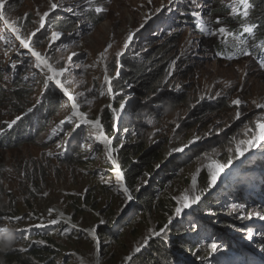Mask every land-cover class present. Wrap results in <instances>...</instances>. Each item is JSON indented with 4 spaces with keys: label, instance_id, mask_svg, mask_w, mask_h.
I'll return each mask as SVG.
<instances>
[{
    "label": "rangeland",
    "instance_id": "1",
    "mask_svg": "<svg viewBox=\"0 0 264 264\" xmlns=\"http://www.w3.org/2000/svg\"><path fill=\"white\" fill-rule=\"evenodd\" d=\"M52 2L56 0H0L4 4L0 9L3 14L0 20V140L8 137L26 117V109L36 108L51 93V87L60 90L50 86L45 77L46 69L35 67V57L19 46L13 32V28L23 33L35 31ZM59 2L63 6L50 12L45 28L32 39L35 50L51 57L49 62L54 67L62 64L69 69L61 79H67L65 86L70 85L71 95L84 94L77 99L78 111L85 119L79 116L69 119L77 110L72 109L71 102L62 95L51 122L46 131H41L36 143L11 150L0 149V166L4 165L0 169L4 192L0 194V203L8 206L11 201L10 206L21 210L16 217L0 215V229L9 230L7 234L0 232V238L6 235L10 242L14 237L18 240V250L25 253L29 247L23 246L22 238L31 239L35 245L47 244L28 237L44 233L54 242L47 264H98L100 253L99 264H132L133 258L152 241H169L176 228H187L189 218H199L196 224L205 227L217 220L214 216L218 211L241 230L239 239L233 234L230 239L239 244L243 252L254 240L257 243L262 240L260 245L264 250V219L248 218L250 212L264 213V201L262 205L253 202L257 196L254 183L257 186V178H264V141L245 151L243 156L237 151L245 147L242 141L251 139L260 130L257 123L264 124V107H260L264 105V60L259 57V49H263L264 44L254 48L253 39H243L239 0ZM221 6L236 26L234 30L228 20L217 14ZM56 18L70 20L72 29L66 31L53 26ZM220 28L225 32L220 33ZM53 31L62 33L59 40L50 39ZM132 33H135L133 40L125 49L124 44ZM224 43H229L227 48L232 51L228 56L225 50L224 53L217 50L218 45ZM240 46L250 49L239 52ZM120 52L123 55H117ZM69 56L72 63L67 59ZM130 64H142L149 67L150 72L161 70V83H155L153 90H145L134 81L133 84L123 83L116 93L114 83L125 80ZM17 86L29 93L20 112L15 110L21 104L15 106L9 100L12 90L18 91ZM168 94L176 95L183 103L173 110L169 107L170 111L165 107L158 116L135 119L134 109L159 96L166 99ZM236 99L242 101L239 106L233 103ZM121 103L125 105L123 110H120ZM105 113L112 120L111 137L104 127L101 129L88 122L98 120L104 125ZM100 133L111 143H105ZM117 139L125 144L145 143L159 149L165 161L162 166L155 164L154 175L145 174L138 179L140 194L147 196L159 191L156 203L173 199L176 209L183 207L185 195L200 196V201L183 209L180 215L175 209L171 219L151 212L138 215L139 211H144L139 210V203L125 184L124 173L116 168L117 153L125 152L115 146ZM66 156V160L76 158L77 161L63 166L60 161ZM217 164L223 165V170L213 184ZM42 166L50 172L51 178L38 192L37 185L29 184L27 176L38 177ZM161 172L167 177L156 190ZM87 201L98 210L87 206ZM198 204L202 205V211H208L194 218ZM53 220L58 223H52ZM109 220H115L113 225L107 223ZM165 221L168 222L166 227L157 231ZM99 233H102L100 238ZM250 233L252 239H249ZM205 234L207 232H190L182 238L199 237L202 241L195 254L208 259L209 264H227L223 259L216 263V258L223 257V246L215 243L216 252L211 246L204 247ZM137 248L141 251L137 252ZM262 253L251 254L248 250L241 258L253 255L257 264H264ZM194 256L187 252L179 254L180 260L188 264H195ZM233 258L231 254L229 261L237 264Z\"/></svg>",
    "mask_w": 264,
    "mask_h": 264
},
{
    "label": "trees",
    "instance_id": "2",
    "mask_svg": "<svg viewBox=\"0 0 264 264\" xmlns=\"http://www.w3.org/2000/svg\"><path fill=\"white\" fill-rule=\"evenodd\" d=\"M247 3L249 5L248 7V16L245 17L243 15L244 6L239 2L238 7L240 12V24L242 25L243 29L246 26H252L253 32L252 33H246L245 31L241 32V35L243 39H253L252 47H260L264 44V0H247ZM226 10V9H225ZM219 16H222V18L229 21V24L233 27V30L236 28V26L232 25V19L228 18L226 15V12H224V8L221 6L218 10ZM60 21V22H59ZM189 21H192V19L189 18ZM53 23H55L53 26H56L57 28L64 29L66 31L72 29L70 27L71 21L70 20H61L59 18H56L53 20ZM227 45L229 43H224V45H218L217 50L219 52L225 50L226 56L230 55L232 51H230L227 48ZM225 46V47H224ZM36 49V47H35ZM250 48L245 46H240L237 48L239 52H246ZM254 51V49H252ZM224 53V51H223ZM259 53L264 55V48L259 49ZM255 67H257L256 64H254ZM115 68L111 71L113 72ZM129 72V73H128ZM163 79L161 70L158 71H151L149 70V67L143 66L142 64H138L137 66L134 64H130V69L125 73V80L119 81L114 83V90L117 93L121 85L123 83H132L138 82L141 87L145 90H153L155 87V83H161V80ZM1 80V78H0ZM18 91L12 90L10 99L11 103L16 105H20L17 107L15 112H20L25 107V103L27 101V98L29 97L28 90H24L16 87ZM139 91V90H138ZM50 94L47 95L39 105L36 106V108H32L28 111L26 109L25 113L26 117L23 118L20 121V124H18L12 131L9 132L8 137H3L0 140V149L5 150H11L13 148L21 147L23 144L31 143L34 144L36 141H38L39 135H41V131H45L46 124L50 120V118L55 114L57 110V105L59 101V96L61 95L55 88H50ZM28 93V94H27ZM183 103V100L178 99L176 95L168 94L167 98L165 99L163 96H159L157 98H154L149 102L142 104L140 107H137L133 111V115L135 119L140 120L141 118L145 116H158L159 113L165 111V107H171L172 110L175 109L176 105H180ZM22 104H24L22 106ZM155 105H159L158 107ZM107 111V110H106ZM170 111V109H169ZM200 111H202L200 109ZM105 112V110H104ZM103 118L105 120V124L103 125L104 130L106 134L111 137L113 135V127H112V120L109 114L105 113L103 115ZM131 124V123H130ZM45 125V127H43ZM128 125V124H127ZM138 126V125H137ZM126 129H129L127 127ZM129 131V130H128ZM118 137V136H117ZM39 138V139H38ZM120 143V144H119ZM120 139H117L115 146H119L121 150L125 152L117 153V164L120 167L121 171L124 173L125 178V184L128 186L129 190L131 191L132 196H134L139 203V211L137 214H143V213H158L163 214V216H168L169 219L174 217L175 213V206L176 202L172 199H169L168 201H163L161 203L158 202L159 196H157V192H153L150 195L144 196V194H140L138 192V179L142 178L145 174L149 175L152 173V175L155 174L156 171H154L155 164H158L159 166H162V164L165 163L162 158V154L160 153L159 149L151 148L146 146L144 143L143 145H140L139 143H129L125 144L122 143ZM14 145V146H12ZM9 147V148H8ZM73 150V146L70 150V152ZM79 151V150H78ZM77 151V152H78ZM69 152V153H70ZM76 152V154H77ZM75 154V155H76ZM68 156L64 157L60 163L61 165L65 166H71L73 165L77 160L76 158L68 159L66 160ZM49 161V160H48ZM179 163V162H178ZM3 165V164H2ZM0 166L1 170L4 168L3 166ZM166 167V165H165ZM153 168V169H152ZM171 172V171H170ZM163 172H161V175H158L157 178V184L156 187H154L156 190L162 187L163 180L166 175H162ZM51 178L50 172L44 170L43 166L40 167L38 177H34L33 175L27 176L28 183L31 184L33 187H38V192L41 190V185L45 182L47 183ZM159 181V182H158ZM261 192L264 194V189L261 190ZM4 193L3 188L0 185V194ZM207 193V191L205 192ZM205 195V194H204ZM10 198L13 197V195L9 196ZM263 197V196H262ZM1 198V196H0ZM14 201V200H12ZM264 201V197H263ZM262 202H259L258 200H254L253 202H256L260 205H262ZM11 202V201H10ZM10 202H8V206L5 204H2V201L0 203L1 208L3 210H0V215L3 216H10V217H16L18 214L21 213L20 209H17L15 205L10 206ZM87 206H90L93 210L97 211L98 208L95 206H91V203L89 201L86 202ZM169 208L171 211H169ZM202 205L198 204L196 210H195V216L194 218L198 216H203L206 214L208 210L202 211L201 210ZM78 217V215H77ZM127 217V216H126ZM215 221H211L212 224L209 225L206 221V226L201 227L199 224L200 219H193L189 218L187 220V228L178 227L176 228L171 234L172 239L168 241L167 240H154L151 243L148 244L147 248L142 251V253L136 255L133 260L132 264H188L186 262H183L179 258L180 253H188L189 255H195L196 258L195 261L198 264H201V261H204L205 264H209L208 259L203 260V256L199 255V253L195 254V251L197 250V247L199 246V243L202 240H199L196 236V238L188 239L182 238L186 233H197V232H207L205 234L206 245L204 247H210L212 243L222 244V246L226 249L224 252V261L227 264H233L231 261H229V257H226V253H232V251L235 250L234 243H231L229 240L228 235H225V231H228V233L231 235L232 232H235L233 235H235V238H240L239 232L240 229L235 226L233 222H230L231 220L226 219L221 214L216 213V216H214ZM128 218V217H127ZM126 218V220H127ZM73 219L76 220V216H73ZM193 219V224H191L190 220ZM196 221V223H195ZM113 222L109 220L107 223L109 225H113ZM167 221H165L160 228H158L157 231H160L162 228L166 227ZM196 224V225H195ZM185 225V224H184ZM183 225V226H184ZM196 226V228H195ZM264 229V228H263ZM102 233H99V238L101 237ZM32 239H38L39 241H45L47 244H39L35 245L34 241L31 239L22 238L21 242L23 246L29 247V251L22 253V251L18 250L17 245H19L16 242V239L13 237L12 241L9 239H6V237L0 238V264H47L49 260L51 259V244L54 243L53 240L47 238L46 235L42 232H39L38 234L34 236H28ZM166 238V237H165ZM101 240V239H100ZM263 241H258V243H255V247H261L260 244H262ZM230 245V246H229ZM57 247V246H55ZM262 251V250H261ZM198 256V258H197ZM242 256H238L235 258V260H232L233 262H237V264H257L254 261L247 262L245 258H241ZM221 261V262H222ZM102 263V262H101ZM217 263H220L219 261Z\"/></svg>",
    "mask_w": 264,
    "mask_h": 264
},
{
    "label": "snow or ice",
    "instance_id": "3",
    "mask_svg": "<svg viewBox=\"0 0 264 264\" xmlns=\"http://www.w3.org/2000/svg\"><path fill=\"white\" fill-rule=\"evenodd\" d=\"M239 2L244 6V11H243V15L245 17L248 16V3L247 0H239ZM63 5L60 4L59 0H56V2H52L50 4V9L49 11H45L43 13V15L40 17L39 20V26L36 28L35 31L30 32V33H23L20 32L18 29L13 28V32H14V38L19 42V46L25 48L28 50V52L31 54V56L35 57V67L37 68H43L46 69L45 71V77L46 80L48 82H50V86L54 85L56 87H58L60 89V91L63 93V95L65 97H67V100L71 102V108L77 111L73 112V115L69 117L70 120L73 119L74 116H79L81 120H84V114L82 112H79L78 109L80 107V103L78 102V97H83L84 94L81 93H77L76 95H71L69 93V87H66V83H67V79L64 78V80H62L61 78L64 77V74L66 72L69 71L68 68H65L62 64L59 65V67H54L52 63L49 62L50 59H52L51 57L47 56L46 54L41 53L40 51H36L35 50V43L33 41V37H37V33L40 32L42 29L45 28V19L49 17L50 12L57 10L59 7H62ZM4 8V4L0 3V9ZM71 10V9H69ZM97 11H102V9H96ZM3 19V14L0 13V20ZM4 23L6 25L9 24V22L7 20H4ZM244 31L246 33H252L253 32V27L252 26H246L244 28ZM220 33H224L225 29L224 28H220L219 29ZM62 33L59 31H53L51 33V37L50 39L52 41H57L61 38ZM135 35V33H132L128 36V41L124 44V48L127 49L129 44L131 43V41L133 40V36ZM109 47H111L109 45ZM76 53H72V56H75ZM117 55H123V52L118 53ZM72 56H69L67 59L69 61V63H72ZM106 79H108L106 77ZM109 85H110V80L108 81ZM109 91H112L111 86H109ZM233 103L237 106H239L242 101L240 99H236L233 101ZM125 107V105L123 103L120 104V110H123V108ZM260 107H264V105H260ZM114 112L117 111V109H113ZM237 118H239V114L237 115ZM89 123H94L95 125H97L99 128L102 129V125L100 124V122L97 121H88ZM13 124L15 123V121L12 122ZM9 127H11V124L9 125ZM257 128H259L260 130L249 140L247 141H242L241 143L245 145L244 148H238L237 151L239 152V154L241 156L244 155V152L247 151L250 148H255L257 147L261 141H264V124H260L259 122L257 123ZM100 137H103V134L100 133ZM104 142L105 143H111L110 141L107 140L106 137H103ZM183 149H176V151H182ZM109 159H111V155H109ZM223 170V165H215V171L212 175V183L215 184L217 177L220 175V172ZM125 192H128V189L125 188L124 189ZM128 199H131V195L128 196ZM183 207L182 208H177L176 212L177 215H180V213L183 211V209L186 208H191L194 204H197L200 201V196H193L191 198H189L188 195H185L183 197ZM234 209L236 208V206H233ZM252 216H256L259 217L261 219H264V213L262 212H250L248 213V218H251ZM52 223H58V221L53 220ZM0 232L2 233H8L9 230L7 228L4 229H0ZM157 235H159V233H157ZM252 234H249V239H252ZM211 250L213 252H216L218 250L217 245L215 243L211 244ZM137 252L141 251L140 248L136 249Z\"/></svg>",
    "mask_w": 264,
    "mask_h": 264
},
{
    "label": "clouds",
    "instance_id": "4",
    "mask_svg": "<svg viewBox=\"0 0 264 264\" xmlns=\"http://www.w3.org/2000/svg\"><path fill=\"white\" fill-rule=\"evenodd\" d=\"M66 87H68V86H66ZM61 95L60 96H62L63 95V93L60 91V90H57ZM70 91V90H69ZM60 96H59V99H60ZM59 102H61V101H58V103ZM53 117V116H52ZM52 117L50 118V120L48 121V123L47 124H49L50 122H51V119H52ZM46 124V129H47V125ZM46 129H45V131H46ZM41 135H39V137H40ZM117 137V136H116ZM182 160V159H181ZM117 169H119V172H121V169H120V167L117 165V167H116ZM125 180V179H124ZM231 188V187H230ZM262 201H263V199H262ZM120 220V219H119ZM195 223H196V221H195ZM196 225V224H195ZM235 232H232V234H234ZM241 232H239L238 234L241 236V234H240ZM225 235H228V237H229V240H230V242L231 243H234L235 245H234V247H235V250L234 251H232V253H229V252H227L225 255H226V257H229V260H230V256H231V254H233L234 255V258H233V260H235V258L236 257H238V256H242L243 255V253L244 252H246V251H250V253L251 254H254V253H256V252H258V253H262L263 254V256H264V250H263V248L262 247H257V248H254L255 247V243H257V240H254V241H252V243H248L247 245H246V247L244 248V252H243V248H241L240 246H239V244H237V243H235V242H233L231 239H230V234L227 232H225ZM235 236V235H234ZM2 237H7L6 235L5 236H2ZM12 238L13 237H11L10 238V240L12 241ZM6 239H8V238H6ZM237 239H239V238H237ZM21 240V239H20ZM16 241H18L17 239H16ZM221 246H222V244H220ZM230 246V245H229ZM253 248V249H252ZM262 250V251H261ZM225 251H226V249H225ZM224 251V252H225ZM179 256V255H178ZM223 257H224V253H223ZM223 257H219V258H216V259H218V260H216V263L219 261V262H221V260L222 259H224ZM246 261L247 262H249V261H256L255 260V257L253 256V255H247L246 256ZM195 262V264H198L196 261H194Z\"/></svg>",
    "mask_w": 264,
    "mask_h": 264
},
{
    "label": "water",
    "instance_id": "5",
    "mask_svg": "<svg viewBox=\"0 0 264 264\" xmlns=\"http://www.w3.org/2000/svg\"><path fill=\"white\" fill-rule=\"evenodd\" d=\"M101 258V253L99 254V257H98V264H99V259Z\"/></svg>",
    "mask_w": 264,
    "mask_h": 264
},
{
    "label": "bare ground",
    "instance_id": "6",
    "mask_svg": "<svg viewBox=\"0 0 264 264\" xmlns=\"http://www.w3.org/2000/svg\"><path fill=\"white\" fill-rule=\"evenodd\" d=\"M62 217H63V219H65L64 216H62ZM118 221H120V220H118Z\"/></svg>",
    "mask_w": 264,
    "mask_h": 264
}]
</instances>
